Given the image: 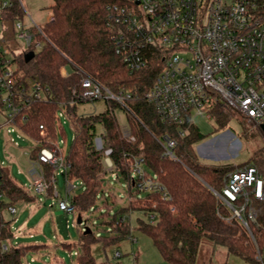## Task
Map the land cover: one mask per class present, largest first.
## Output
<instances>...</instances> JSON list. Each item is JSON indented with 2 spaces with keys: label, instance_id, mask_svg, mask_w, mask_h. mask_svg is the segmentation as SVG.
Here are the masks:
<instances>
[{
  "label": "trees",
  "instance_id": "trees-1",
  "mask_svg": "<svg viewBox=\"0 0 264 264\" xmlns=\"http://www.w3.org/2000/svg\"><path fill=\"white\" fill-rule=\"evenodd\" d=\"M14 7L4 10L0 22L4 29L6 23L24 20V11L19 0H12ZM51 6L54 20L44 27V33L50 42L37 36L44 42L40 51L33 47L13 55L11 62L18 66L15 73L18 84L28 80L39 81L48 89L47 99L33 100L25 105L18 114L17 125L20 130L39 145L30 152V159L37 160L43 148H49L58 140L62 129L61 112L69 119L75 132L74 141L67 151L70 168L62 176L66 183L81 182L83 191L72 197L76 211L82 217L92 211L100 210L101 215L111 217L105 224L110 227L108 237L102 241L104 247L119 245L132 234L131 215L134 212L148 216L157 214L158 220L150 223L138 219V230L151 238L162 258L169 264H196L200 247L204 240L227 249L232 256L239 257L247 263L259 264L256 250L249 235L235 221L232 224L221 219V214H228L222 208L209 186L221 191L226 174L235 169L234 166L212 167L199 161L196 144L204 139L198 132H190V117L187 116L189 133L184 139L178 138V127L160 120L154 106L143 98L129 102L130 111H126L129 128L134 142L123 138L122 128L116 116V109L122 108L115 102L107 103V110L98 115H79L78 107L87 102L81 98L82 75L77 69L98 79L113 92L126 89L143 95L152 86L160 71V59L137 72L127 69L122 59L116 55L113 34L108 27V7L112 4H123L122 0H53ZM36 32L35 29H33ZM4 45L9 40L3 37ZM11 51V50H10ZM34 52L32 60L26 61L25 56ZM9 56H0V75L6 69L3 64ZM71 65L72 73L68 77L61 74V69ZM3 92L0 88V110L4 109ZM123 109V108H122ZM232 109L224 104H216L212 110V118L218 128H224L232 115ZM26 116L27 120L21 122ZM41 126L47 128L46 136L41 135ZM170 135L178 139L175 155L181 162L162 157V147L156 137ZM101 137L105 149H112L111 159L118 179L129 186L128 194L136 201L115 211L116 196L105 190L108 172L104 162L103 151L97 150L95 139ZM143 156L149 176L157 178L167 188L170 198L163 199L161 192L147 193L131 188L128 162L132 156ZM264 172V151L255 155L252 163ZM241 166V165H240ZM48 181L51 183L54 169L44 164ZM0 195L18 200L32 202L35 197L18 185L11 177L8 169L0 168ZM53 193L51 186L49 195ZM112 202L109 201V195ZM101 198L102 206L96 202ZM156 204V207L153 206ZM0 201V264H25L31 253H38L45 245L13 244L15 234L11 221L3 216ZM106 210L107 212H103ZM114 211V212H113ZM254 215L264 223V207L261 203L254 204ZM113 214L111 215V213ZM125 217L122 225L118 224ZM88 227L89 219L86 221ZM260 248L264 247V231L253 230ZM99 241L93 234L81 233L78 245L63 243L70 252L76 250V264H103L97 262L92 254V245ZM8 244L9 250L3 251ZM74 246V247H73ZM74 250V251H73Z\"/></svg>",
  "mask_w": 264,
  "mask_h": 264
},
{
  "label": "built area",
  "instance_id": "built-area-1",
  "mask_svg": "<svg viewBox=\"0 0 264 264\" xmlns=\"http://www.w3.org/2000/svg\"><path fill=\"white\" fill-rule=\"evenodd\" d=\"M122 2L123 4L108 7V27L113 34L116 55L131 72L143 70L151 62L160 59V71L150 89L139 95L126 89L115 93L98 79L77 69L82 75V100L115 102L125 111H130L129 102L143 98L154 106L162 122L178 127L177 135L180 139L188 135L193 114H206L208 118H212V108L220 103L241 115L264 136V0ZM20 5L23 7L21 2ZM13 7L12 0H0V18L4 10ZM53 20L54 15L51 14L47 23ZM46 24L38 25L32 21L26 25L24 20L15 22L18 38L25 42L26 49H42L44 42L37 40L38 35L50 42L44 33ZM10 54L12 51L9 50V44L4 45L0 34V56H9L8 60L3 61L6 69L0 75L2 102L9 111L4 126L12 128L8 129V133L18 131L24 134L17 125L18 114L31 101L46 100L48 89L36 80L18 84L15 76L18 66L11 62ZM71 73V65L61 69L64 77ZM59 116L64 115L61 112ZM187 116L191 120L189 127H185ZM26 120L27 117L24 116L21 122ZM46 134L47 128L41 126V135L45 137ZM122 134L128 142L135 141L128 126L122 129ZM156 139L162 147L163 158L181 162L175 155L177 138L166 134ZM11 141L14 142L13 139ZM35 144V147L39 145L38 142ZM95 145L97 150L103 151L107 172L118 180L111 159L113 150L105 149V142L101 137L95 139ZM44 164L54 169L51 183L42 167ZM31 165L32 182L27 189L33 194L50 197L52 186L51 196L58 200L59 209L65 213L78 214L72 203L77 185L67 183L66 199H61L57 192V174L63 175L70 168L60 142L57 140L49 148H43L37 160H31ZM128 170L133 189L147 193L161 192L163 199L170 198L167 188L157 176L147 174L143 156H132L128 162ZM78 183L82 186L81 182ZM209 189L222 208L228 211V214L220 215L221 219L230 224L235 221L240 224L256 250L257 262L264 264V247L260 248L253 233V230L264 231V223L257 219L253 211L256 203H261L264 207V173L254 164L236 166L226 174L221 191L211 186ZM3 197L0 195V201ZM127 200L132 203L136 198L127 194ZM153 206L156 207V204L153 203ZM8 209L12 215L17 214L15 207L10 205ZM147 220L155 223L158 215L150 214ZM124 222L125 217H121L118 224L122 225ZM129 238L132 242L138 241L132 234ZM2 248L7 252L9 245L4 244ZM120 257L121 253L117 251L115 258Z\"/></svg>",
  "mask_w": 264,
  "mask_h": 264
},
{
  "label": "rangeland",
  "instance_id": "rangeland-1",
  "mask_svg": "<svg viewBox=\"0 0 264 264\" xmlns=\"http://www.w3.org/2000/svg\"><path fill=\"white\" fill-rule=\"evenodd\" d=\"M23 5L24 23L29 25L32 21L38 25H45L52 14L51 6L53 0H19ZM0 34L9 40L10 56L20 54L26 50L25 42L18 38V31L12 23H6L3 29L0 22ZM108 106L105 101L85 102L78 107L79 115H98L104 113ZM116 116L121 128L129 127L126 111L122 108L116 109ZM9 111L4 108L0 110V168L9 170L11 177L21 186H26L32 182L30 177L31 159L30 152L36 146L35 142L26 135L18 131H10L12 128L4 126ZM59 116V115H58ZM60 117V116H59ZM62 129L58 133V141L64 152L70 149L75 132L69 119L61 116ZM198 132L204 135V139L199 141L195 148L202 164L212 167L220 166H240L252 163L254 157L259 152L264 151V136L245 120L241 115L235 113L231 116L228 124L224 128H218L213 118H208L206 114L192 115V129L190 132ZM13 139L14 142L11 141ZM1 173V170H0ZM264 173V172H263ZM75 195L83 191V186L76 183ZM57 192L61 199H66L67 183L61 174H57ZM105 190L116 196L115 211L128 206L127 194L129 186L123 180H116L108 174V181ZM132 188V187H131ZM109 195V201L112 198ZM18 196V195H16ZM42 202L38 207H33L36 211L31 216V208L22 210L18 207V214L12 220L14 234L17 235L13 244H40L38 253H31L27 261L29 264H76V250L70 252L65 249L63 243L78 245L81 233L85 232V224L77 225L78 214H69L59 209L58 200L55 196H40ZM6 199L2 200L5 203ZM102 206L101 198L96 202ZM103 212H107L103 210ZM114 212V211H113ZM111 213V215L113 214ZM84 223L89 219L88 227L94 236L99 240L92 245V254L99 263L103 264H169L160 255L152 240L147 235L138 230V219L147 220L146 216L134 212L131 215L132 235L137 238V242H132L130 238L123 240L119 245L104 247L101 240L108 237L110 227L105 224L111 217L101 215L100 210L89 212L83 216ZM26 224V226H25ZM26 227V229L24 228ZM35 236L30 237L29 232ZM74 247V246H73ZM121 253L120 258H115V253ZM34 259V262L31 260ZM27 264V263H26ZM196 264H251L239 257L232 256L227 249L216 246L208 240H204L197 257Z\"/></svg>",
  "mask_w": 264,
  "mask_h": 264
},
{
  "label": "crops",
  "instance_id": "crops-1",
  "mask_svg": "<svg viewBox=\"0 0 264 264\" xmlns=\"http://www.w3.org/2000/svg\"><path fill=\"white\" fill-rule=\"evenodd\" d=\"M19 186H21L20 184H18ZM21 187H24V189H26V191L29 193V195H31V196H34L35 197V199H34V201H32V202H26V201H20V200H18V198H19V196H14V197H12V198H9V197H7V196H4L3 197V199H6V201H5V203H4V206L2 207V210H3V216H4V218L6 219V220H8V221H11V228H12V230H13V232H14V230H15V228H14V225H13V223H12V220L13 219H11V218H13L15 215H12L10 212H9V209H8V206H13V207H15L16 209H17V214H18V207L19 206H21V207H23V209L22 210H26L27 208H31V216H33L34 215V213H35V209L33 208V207H38L39 206V203H41L42 202V198L40 197V195H36V194H33L32 192H30L28 189H27V187L24 185V186H21ZM47 198V197H46ZM2 199V200H3ZM39 202V203H38ZM16 214V215H17ZM25 226H26V224H25ZM27 227V226H26ZM26 227H24L25 229H26ZM27 230V229H26ZM29 234H30V237L32 238V239H34V234L30 231L29 232ZM15 237H17V235H15ZM14 240H16V239H14ZM13 240V241H14ZM16 244H21L20 242H18V243H16ZM35 244V243H34ZM24 245H31V244H26V243H24ZM38 245H40V244H38ZM28 258V257H27ZM34 259H32L31 260V262H34L33 261ZM29 264V262L27 261V259H26V261H25V264ZM58 264H64L63 262H59Z\"/></svg>",
  "mask_w": 264,
  "mask_h": 264
},
{
  "label": "water",
  "instance_id": "water-1",
  "mask_svg": "<svg viewBox=\"0 0 264 264\" xmlns=\"http://www.w3.org/2000/svg\"><path fill=\"white\" fill-rule=\"evenodd\" d=\"M34 56H35V53L34 52H29V53L26 54L25 59L28 62V61L32 60L34 58ZM262 129H263V132H264V126L262 127ZM77 225L78 226L84 225V221H83V218H82L81 215H78ZM84 231H85L84 234H89V233L92 232L89 227H85L84 228Z\"/></svg>",
  "mask_w": 264,
  "mask_h": 264
}]
</instances>
